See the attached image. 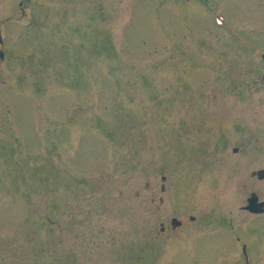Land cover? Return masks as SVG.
I'll return each instance as SVG.
<instances>
[{"label":"rangeland","instance_id":"rangeland-1","mask_svg":"<svg viewBox=\"0 0 264 264\" xmlns=\"http://www.w3.org/2000/svg\"><path fill=\"white\" fill-rule=\"evenodd\" d=\"M0 33V264H264V0H0Z\"/></svg>","mask_w":264,"mask_h":264},{"label":"water","instance_id":"water-1","mask_svg":"<svg viewBox=\"0 0 264 264\" xmlns=\"http://www.w3.org/2000/svg\"><path fill=\"white\" fill-rule=\"evenodd\" d=\"M3 56V54H2ZM255 175L258 176L259 179H264V170H261ZM249 205L246 207L247 210L253 212V213H263L264 212V202H259V198L256 194H252L251 198L248 200ZM173 223L176 225H179L176 219L173 220Z\"/></svg>","mask_w":264,"mask_h":264},{"label":"flooded vegetation","instance_id":"flooded-vegetation-1","mask_svg":"<svg viewBox=\"0 0 264 264\" xmlns=\"http://www.w3.org/2000/svg\"><path fill=\"white\" fill-rule=\"evenodd\" d=\"M23 2H25V1H22V3H23ZM263 80H264V79H263ZM253 175H254V174H253ZM161 201H162V200H161ZM175 218H176V217L172 218V220H171V222H170L174 229H176V226H175V224L173 223V220H174ZM191 220H192V221H195V217H191ZM182 225H183V222L181 221L179 227H181ZM161 226H162V231H164V230H165V226H164V224H161ZM185 239L187 240L188 238H185ZM237 240L239 241V238H238ZM246 248H247V246L244 245V246H243V250H245ZM242 253H243V255H244L245 257H248L246 250L243 251Z\"/></svg>","mask_w":264,"mask_h":264}]
</instances>
